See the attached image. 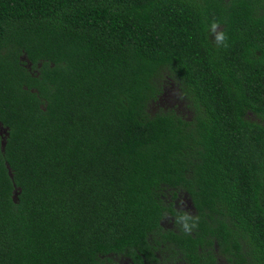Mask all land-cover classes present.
I'll use <instances>...</instances> for the list:
<instances>
[{
	"label": "trees",
	"instance_id": "trees-1",
	"mask_svg": "<svg viewBox=\"0 0 264 264\" xmlns=\"http://www.w3.org/2000/svg\"><path fill=\"white\" fill-rule=\"evenodd\" d=\"M0 264H264V0H0Z\"/></svg>",
	"mask_w": 264,
	"mask_h": 264
},
{
	"label": "clouds",
	"instance_id": "clouds-1",
	"mask_svg": "<svg viewBox=\"0 0 264 264\" xmlns=\"http://www.w3.org/2000/svg\"><path fill=\"white\" fill-rule=\"evenodd\" d=\"M213 28H215V25L213 26ZM223 38H224V36H223V33H219V34H217L216 35V39L218 40V41H220V40H223ZM181 218H183L184 220H188V219H191V217L190 216H188L187 214H185L183 217H181ZM192 227H195V224L193 223L191 226L188 224V223H184L183 224V228H184V230L185 231H191V228Z\"/></svg>",
	"mask_w": 264,
	"mask_h": 264
},
{
	"label": "rangeland",
	"instance_id": "rangeland-1",
	"mask_svg": "<svg viewBox=\"0 0 264 264\" xmlns=\"http://www.w3.org/2000/svg\"><path fill=\"white\" fill-rule=\"evenodd\" d=\"M164 105L166 106H171L173 105V100L170 98V96H168L164 102ZM170 107H166L165 109H168ZM180 111L182 112V109L180 108ZM166 224V223H165Z\"/></svg>",
	"mask_w": 264,
	"mask_h": 264
}]
</instances>
